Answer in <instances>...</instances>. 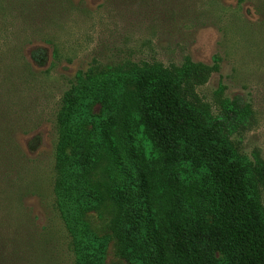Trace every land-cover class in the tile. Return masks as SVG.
Returning <instances> with one entry per match:
<instances>
[{"label":"rangeland","instance_id":"rangeland-1","mask_svg":"<svg viewBox=\"0 0 264 264\" xmlns=\"http://www.w3.org/2000/svg\"><path fill=\"white\" fill-rule=\"evenodd\" d=\"M37 48L48 53L45 66L30 60ZM187 58L219 66L197 90L205 102L214 107L218 94L241 95L252 106L254 122L239 140L247 155L257 151L264 158V0H0V264H72L56 189L71 150L67 140L86 123L60 136L56 118L76 75L92 66H171ZM100 108L93 101L82 110L93 117ZM128 114L133 156L128 161L119 154L120 162L146 181L149 203L161 175L139 113ZM207 204L212 221L217 206L211 187ZM155 217L150 207L167 264ZM84 218L106 241L103 264H129L114 218L92 212ZM218 257L231 264L230 248L223 245Z\"/></svg>","mask_w":264,"mask_h":264},{"label":"trees","instance_id":"trees-1","mask_svg":"<svg viewBox=\"0 0 264 264\" xmlns=\"http://www.w3.org/2000/svg\"><path fill=\"white\" fill-rule=\"evenodd\" d=\"M30 60L45 66L48 53L37 48ZM218 69L187 58L171 66H92L76 75L56 118L60 136L86 123L67 140L71 150L56 189L72 264H103L106 241L85 220L87 212L114 218L129 264H164L150 207L165 239L167 264H223V245L231 250V264H264V158L257 151L247 155L239 140L255 112L241 95L218 94L214 107L203 100L197 90ZM93 101L101 104L99 114L87 116L82 109ZM130 110L140 115L161 175L149 203L146 181L136 180L120 162L119 154L128 161L133 156ZM210 187L217 206L212 221Z\"/></svg>","mask_w":264,"mask_h":264}]
</instances>
